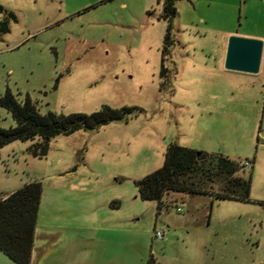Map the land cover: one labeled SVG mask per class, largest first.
<instances>
[{"label":"rangeland","instance_id":"rangeland-1","mask_svg":"<svg viewBox=\"0 0 264 264\" xmlns=\"http://www.w3.org/2000/svg\"><path fill=\"white\" fill-rule=\"evenodd\" d=\"M0 5V96L28 95L42 114L139 108L55 136L42 157L29 149L37 139L0 148V195L43 186L31 264H264V50L256 74L222 59L230 35L264 42V0H177L166 54L162 0ZM11 126L0 106V127ZM170 143L254 160L238 172L251 175L249 200L170 192L160 211L142 200L135 180L162 165ZM101 212L114 215L97 224ZM0 264L17 263L0 251Z\"/></svg>","mask_w":264,"mask_h":264},{"label":"trees","instance_id":"trees-1","mask_svg":"<svg viewBox=\"0 0 264 264\" xmlns=\"http://www.w3.org/2000/svg\"><path fill=\"white\" fill-rule=\"evenodd\" d=\"M177 0H162L160 17L168 22L164 38L163 53H168L172 44L170 38L171 20L177 14ZM4 7L0 5V12ZM9 16L16 19L10 12ZM1 32L8 31L6 21L1 22ZM166 68L162 65L160 73ZM56 79L54 88L57 87ZM0 106L7 109L15 121V126L0 127V148L16 140L37 139L29 149L35 156H45L49 142L57 135H68L78 130H94L115 120H124L136 115L139 108L123 106L114 108L107 104L91 113L72 112L57 114L48 111L40 113L28 95L19 101L6 89L0 96ZM254 160L249 163L253 167ZM246 167L222 153L197 151L176 143H170L165 150L162 165L149 174L135 180L139 197L142 200L157 202L160 211L163 197L170 192L188 194H212L220 199L248 201L251 189V175L247 178L238 174ZM219 182L213 192L214 184ZM43 186L40 181L25 183L20 188L0 195V251L17 264H31L35 229ZM264 204V202H262ZM109 206L115 208L114 200ZM148 264V263H147ZM149 264H151L149 262Z\"/></svg>","mask_w":264,"mask_h":264},{"label":"water","instance_id":"water-1","mask_svg":"<svg viewBox=\"0 0 264 264\" xmlns=\"http://www.w3.org/2000/svg\"><path fill=\"white\" fill-rule=\"evenodd\" d=\"M264 42L262 39L230 35L227 39L224 68L256 74L260 70Z\"/></svg>","mask_w":264,"mask_h":264},{"label":"crops","instance_id":"crops-1","mask_svg":"<svg viewBox=\"0 0 264 264\" xmlns=\"http://www.w3.org/2000/svg\"><path fill=\"white\" fill-rule=\"evenodd\" d=\"M225 50H226V47H225ZM225 50H224V53H223V57H222V59H223V61H224V56H225ZM261 148H263V150H264V142L261 144ZM254 164V163H253ZM261 182L262 183H264V176L261 178ZM11 191H13V190H11ZM10 191V192H11ZM43 193H44V190L42 191V195H41V200H40V206H39V211H38V217H37V224H36V228H37V225H38V219H39V213H40V207H41V204H42V198H43ZM167 194H170V193H167ZM166 194V195H167ZM91 202H93V201H91ZM110 207V206H109ZM110 208H112V207H110ZM112 209H114V208H112ZM112 215H114L113 213H106V212H101V213H98L97 214V216H95L94 217V222L96 221L97 222V224L99 223V224H104V223H107V221L109 220V219H111L110 217L112 216ZM87 216H88V214H87ZM35 237H36V229H35ZM34 243H35V238H34ZM35 247V246H34ZM34 247H33V250H32V255H33V253H34ZM32 257V256H31Z\"/></svg>","mask_w":264,"mask_h":264},{"label":"built area","instance_id":"built-area-1","mask_svg":"<svg viewBox=\"0 0 264 264\" xmlns=\"http://www.w3.org/2000/svg\"><path fill=\"white\" fill-rule=\"evenodd\" d=\"M249 163H246V166L248 165ZM181 208L180 207H177V211H180ZM163 236V233L161 231H155L154 233V237L157 238V239H161Z\"/></svg>","mask_w":264,"mask_h":264}]
</instances>
